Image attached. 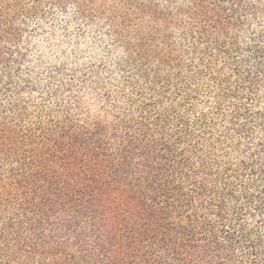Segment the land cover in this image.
I'll return each instance as SVG.
<instances>
[{"label": "trees", "instance_id": "16d2710c", "mask_svg": "<svg viewBox=\"0 0 264 264\" xmlns=\"http://www.w3.org/2000/svg\"><path fill=\"white\" fill-rule=\"evenodd\" d=\"M0 264H264V0H0Z\"/></svg>", "mask_w": 264, "mask_h": 264}]
</instances>
